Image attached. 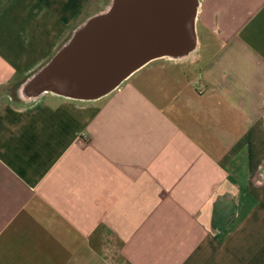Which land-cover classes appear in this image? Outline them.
<instances>
[{
  "label": "crops",
  "instance_id": "1",
  "mask_svg": "<svg viewBox=\"0 0 264 264\" xmlns=\"http://www.w3.org/2000/svg\"><path fill=\"white\" fill-rule=\"evenodd\" d=\"M112 0H0V264H264V0H201L197 48L111 94L18 86Z\"/></svg>",
  "mask_w": 264,
  "mask_h": 264
},
{
  "label": "water",
  "instance_id": "2",
  "mask_svg": "<svg viewBox=\"0 0 264 264\" xmlns=\"http://www.w3.org/2000/svg\"><path fill=\"white\" fill-rule=\"evenodd\" d=\"M200 5L199 0H112L18 86L16 99L31 103L52 94L94 102L155 60L189 59L197 48Z\"/></svg>",
  "mask_w": 264,
  "mask_h": 264
},
{
  "label": "rangeland",
  "instance_id": "3",
  "mask_svg": "<svg viewBox=\"0 0 264 264\" xmlns=\"http://www.w3.org/2000/svg\"><path fill=\"white\" fill-rule=\"evenodd\" d=\"M200 1V3H201V0H199Z\"/></svg>",
  "mask_w": 264,
  "mask_h": 264
}]
</instances>
